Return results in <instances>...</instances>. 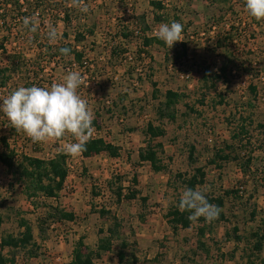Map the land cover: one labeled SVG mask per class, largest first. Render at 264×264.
<instances>
[{"label":"rangeland","instance_id":"obj_1","mask_svg":"<svg viewBox=\"0 0 264 264\" xmlns=\"http://www.w3.org/2000/svg\"><path fill=\"white\" fill-rule=\"evenodd\" d=\"M63 1L73 4L72 0ZM149 1L84 0L96 24L93 39L89 37L77 47L84 51L86 62L80 66L70 64L68 58H53L49 62L45 54L37 57L42 68L36 77L44 83L37 86L62 82L69 71L83 75L85 83L79 93L88 102L98 126L93 127L91 136L113 143L119 147V154L114 158L106 153L87 158L66 154L68 174L57 202L65 211L72 212L75 219L46 222L39 229V219L44 218L48 210L45 205L53 202L46 200L44 205L39 200L42 197L31 201L26 198L21 186L6 172L2 162L6 151L0 146V215L3 219L0 238L9 233L18 234L22 230L18 219L23 217L32 226L35 243L36 254L32 256L28 255L30 246L25 250L4 248L2 253L12 256L14 264H68L76 247L84 251L87 247L95 248L98 237L103 235L98 231L105 232L113 218L119 222L120 238L128 242L127 260H118L119 244L115 240L111 250L94 257L92 264H264V246L259 253L252 251L257 239L255 233L264 224V128L259 126L264 124V21L247 15L244 0H217L211 5L206 0H158L165 5L159 11ZM156 13L164 14L167 20H154ZM142 14L150 26L146 33L152 37L156 36L161 23L183 24L181 41L170 49L163 42H153L146 49L148 53L140 58L136 52L143 48L141 39L135 28L131 30L128 25L132 16ZM220 15L223 18L219 21ZM46 18L47 30L44 27L41 31L49 30L52 20L49 13ZM53 18L59 33L56 42L63 41L60 38L65 26L62 17ZM6 27L11 29L5 44L9 53L21 52L32 59L38 55L37 47L25 42L27 37L23 32L18 33L21 24L9 22ZM127 32V39L120 35ZM182 44L186 49L183 54ZM112 49L117 52L111 54ZM121 49L128 51L125 59L119 54ZM3 58L0 54V65ZM224 64L229 67L226 76L214 80ZM125 65L133 70L126 73ZM204 70L210 75L207 80L202 77ZM33 78L32 73L19 74L7 89L12 92ZM152 82L156 83L155 97H152ZM251 86L256 88L255 96L250 92ZM168 89L181 95L173 120L161 118L157 112ZM6 91H1L0 101ZM242 119L252 121L248 124L249 134L240 141L233 140L231 134ZM3 121L10 125L0 113V137H9L4 134L7 129L2 127ZM148 122L162 126L164 135L145 134ZM14 136L9 138V143L18 158L27 153L48 159L58 151L64 152V145L73 142L72 137L65 136L58 141L33 143L22 131ZM148 144L158 151L163 170L154 171L148 162L139 161L138 151ZM191 145L194 146L193 160L189 157ZM215 153L232 158L229 161L215 159L213 163ZM248 154L252 159L244 171L241 164ZM198 166L206 173L205 182L198 190L208 195L222 194L224 190L239 191L237 195L225 196L223 211L227 220L219 222L212 232L205 230L202 237L198 232L201 221L173 231L165 216L184 191L177 174L191 173ZM134 174L138 180L135 188L147 201L143 203L137 198L114 202L108 181L121 177L123 186H128ZM112 181L117 182L114 178ZM100 208L109 212L101 216ZM234 226L238 228L239 240L234 236ZM199 240L206 245L207 252L199 246Z\"/></svg>","mask_w":264,"mask_h":264},{"label":"trees","instance_id":"obj_2","mask_svg":"<svg viewBox=\"0 0 264 264\" xmlns=\"http://www.w3.org/2000/svg\"><path fill=\"white\" fill-rule=\"evenodd\" d=\"M84 0H81L83 4ZM212 4L213 2H217V0H206ZM227 1V0H224ZM127 5L128 3H120ZM149 4L156 10H162L165 8L163 2L158 0H150ZM134 9V7H132ZM27 11V12H26ZM46 13V14H45ZM47 13L51 20L50 24L54 26L55 20L54 16L62 17V21L64 22V30L60 34V38L63 41L51 43L49 42L47 36L45 34L47 31H41L42 28L45 30L47 23ZM25 17H34L39 22V29L36 33H30L26 28L23 26V18ZM223 18V15L219 16V21ZM92 16L90 13H81L78 8L74 7L73 4H67L63 0H0V34L4 33V35H0V54L4 56L3 63L0 65V89L6 88V92L2 97H6L10 94V90L7 87L10 86L11 81L15 76L19 74H23L27 72L32 73L34 76L31 79V82H25V87H30L33 85L44 84L43 81H39L36 77L38 75V70L42 68L39 63V58H37L40 53L47 55L46 59L50 62L53 58H58L61 60H65L68 58L70 64L77 63L78 65H82L86 62V57L84 51L82 49H78L77 47L89 37L93 39L95 36V29L96 24L92 21ZM154 20L156 21H166L167 17L164 14L156 13L154 14ZM11 22L12 24H21L22 27L18 31L23 32L27 39V42L30 45H35L37 47L38 55L30 58L24 55L21 52H13L9 53L5 44L9 40L11 35V29L6 27V24ZM42 24V26H41ZM130 25L128 27L139 34L138 37L141 39L142 49L138 50L136 53L138 56L142 55L143 53H148L146 51L147 47L150 46L153 42L161 44L162 41L157 39L156 36H148L147 31H149V27L145 20V16L142 15H134L130 18ZM67 26H72L67 27ZM126 26V28H128ZM234 28V27H233ZM232 28V29H233ZM236 28V27H235ZM129 29V30H130ZM129 34L131 33L128 31ZM127 33H120L122 37L125 39L129 38V34ZM229 35V34H228ZM71 37V40H70ZM183 46V53H185V44ZM69 47L71 49V53L67 56H62L60 54V48ZM116 49H112L111 54L116 53ZM128 51L126 49H121L119 52L120 56L125 59L126 54ZM141 58V56H140ZM125 72L129 73L130 70H133L131 67H127L125 65ZM228 65L224 64L218 69V74H215L213 79L220 80L221 78L226 76L228 72ZM35 70V71H32ZM37 70V71H36ZM209 73L207 70H204L202 73V77L204 80H207L209 77ZM30 79V78H27ZM138 80H141V77H138ZM14 83V82H12ZM212 87H214V83H211ZM18 86V85H17ZM153 91L152 97L156 96L155 86L156 83L152 82ZM250 92L253 96L256 95V88L254 86L250 87ZM1 94V90H0ZM204 96L199 99V103L204 102ZM181 99V95L168 89L164 93V100L161 101L160 105L158 106V116L161 118H166L168 120H173L175 118V105ZM251 106V102L248 103ZM190 110H193L189 108ZM249 120V117H248ZM4 122V121H3ZM252 121L249 122L242 119L241 124L237 127V130L231 134V138L233 140L240 141L241 137L248 136L249 128L248 124L251 125ZM93 127L97 126V121L93 119L92 122ZM260 127L264 128V124H260ZM145 134L149 136H163L165 130L160 125H154L151 122H148L145 127ZM4 134L8 135L9 137H4L1 135L0 137V145L6 151L5 154L2 155V162L6 168V172L10 174L12 180L16 182L19 186H21V190L23 194L26 196L28 200L31 201L33 198L42 197L40 200L41 204L46 203V200L53 202L51 204L45 205L48 207L46 216L44 218H40L39 229L43 228V224L49 222V224L53 223H63L73 221L75 219V215L72 212L65 211L61 205L58 204V193L62 188L63 182L65 177L68 174V167H67V155L65 152L58 151L55 155L48 159L36 157L34 155H27V153H23L20 155V158L17 157L16 151L14 147H12L9 143L10 137H15L14 134H20V131L15 130L10 125H8V129L5 130ZM71 137V136H70ZM34 152H37V149H33ZM194 152V146L191 145L189 147V157L192 159ZM106 153L109 157H117L119 154V147L114 145L111 142H107L102 137H92L88 141L86 145V151H84L81 156L84 158L100 154ZM138 158L140 162H148L151 168L154 171H161L164 169V165L162 164V160L159 157L158 151L150 146L149 144L138 151ZM230 155L221 153H215L214 158L212 160L215 163V159L220 161H229ZM236 157L233 156V159ZM252 156L248 154L246 156L245 161L241 164L243 167L242 169L245 171L250 166ZM193 160V159H192ZM220 164V163H219ZM221 167V165H219ZM205 171L204 168L201 166L194 167L191 173L188 174H177V177L181 179L184 190L187 188H192L194 190H198V187L204 184L205 182ZM113 178L117 180L116 183H113ZM112 180L108 181L109 191L112 197L114 198V202L120 203L122 200H133V199H140L143 203L147 201L146 197L140 196V192L135 186L138 183L137 176L134 174L131 177V185L123 186L121 177H113ZM238 189L236 190H224L222 194L212 195L206 194L209 203L216 205L219 209L218 218L215 219L213 222L209 223L204 220L203 217L199 219L202 222V226L199 227L198 232L199 235L202 237L204 236L205 230L208 232H212L215 226L222 221H226L227 217L223 211L225 206V196H229L230 194H238ZM43 200V201H41ZM179 198L176 199L174 205H171L166 213V220L169 226L172 228L173 231L177 229H186L192 225V221L188 219L190 213L188 211H181L177 205L179 202ZM45 202V203H44ZM109 211L105 208H100L98 210L99 215L105 216ZM254 214V211H252ZM142 218L144 215H141ZM3 219L0 215V225L2 224ZM18 226L22 228V230L14 235V234H5L2 235L0 238V264H14V258L12 256L4 255L2 250L4 248L10 249H28V247H32V249H28V255L32 256L35 255V250L33 247L35 246L34 243V236L33 230L30 223L27 219L20 217L18 219ZM119 227V222L117 218H113L111 224L107 227L105 232L103 230H99V234H103L98 237L97 244L94 249H90L87 247V250L84 251L80 246L76 247L73 250L72 258L68 264H92L94 257H100L103 253H106L111 250L114 241L118 240L119 248L116 252V256L120 262L127 260V254L125 253V249L128 246V242L125 239L120 238V235L117 231ZM238 228L236 226L233 227V232L235 233L234 236L237 240L241 239L239 235H236ZM255 237L257 238L253 245L252 251L259 253L264 246V224L260 227L257 232L255 233ZM198 244L204 251L207 252V247L203 243L202 240L198 241ZM249 256V255H248ZM251 262V261H250Z\"/></svg>","mask_w":264,"mask_h":264},{"label":"clouds","instance_id":"obj_3","mask_svg":"<svg viewBox=\"0 0 264 264\" xmlns=\"http://www.w3.org/2000/svg\"><path fill=\"white\" fill-rule=\"evenodd\" d=\"M72 3L81 13H88L87 5L81 0H72ZM244 8L250 18L264 21V0H244ZM22 23L30 33L39 29V22L34 17H25ZM182 32L183 24L180 22L161 23L156 37L170 49L181 41ZM46 36L49 42L55 43L59 38L57 28L50 24ZM59 51L62 56L71 53L69 47ZM84 83L79 71H69L62 82L48 87L20 86L0 101V113L4 114L12 128L22 131L33 143L58 141L71 136L73 142L66 143L63 151L71 157H78L86 151L94 119L88 102L79 93ZM177 207L188 211V219L192 222H198L203 217L211 223L220 212L216 205L209 203L204 191L192 188L183 191Z\"/></svg>","mask_w":264,"mask_h":264},{"label":"built area","instance_id":"obj_4","mask_svg":"<svg viewBox=\"0 0 264 264\" xmlns=\"http://www.w3.org/2000/svg\"><path fill=\"white\" fill-rule=\"evenodd\" d=\"M1 91H4V90H6V88H1L0 89ZM2 127L4 128V129H8V122H5L4 121V124L2 125ZM1 146V145H0Z\"/></svg>","mask_w":264,"mask_h":264}]
</instances>
